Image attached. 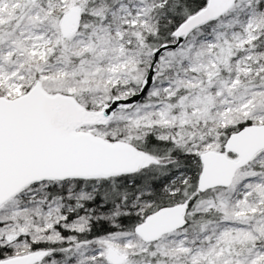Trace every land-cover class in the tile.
<instances>
[{
    "label": "snow or ice",
    "instance_id": "obj_1",
    "mask_svg": "<svg viewBox=\"0 0 264 264\" xmlns=\"http://www.w3.org/2000/svg\"><path fill=\"white\" fill-rule=\"evenodd\" d=\"M0 264H264V0H0Z\"/></svg>",
    "mask_w": 264,
    "mask_h": 264
}]
</instances>
